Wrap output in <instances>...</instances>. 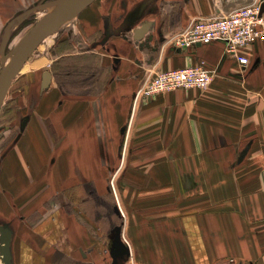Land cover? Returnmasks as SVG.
<instances>
[{
  "label": "crops",
  "instance_id": "obj_1",
  "mask_svg": "<svg viewBox=\"0 0 264 264\" xmlns=\"http://www.w3.org/2000/svg\"><path fill=\"white\" fill-rule=\"evenodd\" d=\"M37 1L10 0L1 11L11 20ZM250 1L94 0L75 17V50L65 55L82 68L35 102V119L1 159L0 224L12 238L8 250L0 234V264H82L105 250L102 233L115 217L107 224L92 210L82 222V202L68 195H108L114 204L109 179L121 162L127 190L116 192L136 264H264V40L241 49L247 65L223 41H169L196 16ZM200 61L215 70L208 88L158 93L135 108L148 68ZM131 192L137 199H126ZM53 195L62 207L37 218Z\"/></svg>",
  "mask_w": 264,
  "mask_h": 264
},
{
  "label": "rangeland",
  "instance_id": "obj_2",
  "mask_svg": "<svg viewBox=\"0 0 264 264\" xmlns=\"http://www.w3.org/2000/svg\"><path fill=\"white\" fill-rule=\"evenodd\" d=\"M9 2L10 0H0V40L7 25H4V22L9 19L6 17L8 12L5 9V12H2L1 8L8 6V4H10ZM37 3L38 1L35 3H29L27 4L28 6L13 11V14H11L10 17L12 18V16H16L25 10L26 7H31ZM44 13L45 11L43 10L34 12L28 18H26V20L23 21L18 28L14 30L7 47V51L10 50L20 40V38L35 25V23L44 15ZM74 20L75 18L68 22L61 30L48 36L39 45L37 50L26 62L23 70L11 84L3 105L0 108V163L2 157L6 155L9 146L15 144L17 140L23 137L29 121L31 122L35 119V102L43 98L46 91L53 89V87L57 88L56 85L65 87L67 75H73V73L76 72L77 67L82 68V61H76L78 58L77 55H65L66 53H71L75 50L72 45L74 36L72 32V25ZM87 56L89 58L86 60L87 63H94L91 62L92 59H90L93 57L88 54ZM80 59H82V55H80ZM44 71H50L53 75V78H55L52 84L46 88L43 87ZM74 85L75 82H73L72 88L75 87ZM116 164L117 167L119 166V170L121 167V172L119 171L120 173H118L116 177H111L109 179V185L111 186L112 194L114 195V193H116V201L114 204L111 202L109 199L110 196L108 195L105 197L99 196V198H97L93 197V195L90 193L87 195H82V199L81 197L76 199V196L73 194L68 195V198L71 202H82L84 208L83 211H85L84 217L82 215L84 212H82L81 208L77 209V211H79L77 212L79 214L78 218H80V221L82 222L87 221L90 223L89 219L92 217V215L90 216L89 214L92 212V210L93 213L96 214V218H99L101 221H105L106 223L108 222L109 214L111 217H115V227L112 228L111 226L109 227L106 225V229H108V227L110 229L108 232L105 231L102 233L104 234V238L107 239L105 242L108 247L105 250L100 251L98 248H94L92 253L89 255L91 258L88 260L85 259L86 261L82 264H136V259L131 255V252L129 251V243L124 236L123 226L125 213L121 208L117 195L120 189L123 191L126 189L125 186L127 179L123 177L122 172L125 166L124 162ZM136 184H138V182H136ZM128 191L130 192L129 188ZM132 193L133 192L126 194V199L129 200V197L132 196L136 197L137 199L138 196L136 194H138V192H136L135 195ZM87 196H90L91 198L93 197V202H88L85 200ZM52 198L53 199H49L50 201L47 200L44 203L43 209L35 211L37 218L43 219L52 217L58 211V208L62 207L63 204L59 202L58 195H55ZM73 203L71 204L69 202L67 208L69 211L72 210ZM4 218L6 219V222H9L6 217ZM92 223H95V221ZM100 226L99 228H101Z\"/></svg>",
  "mask_w": 264,
  "mask_h": 264
},
{
  "label": "built area",
  "instance_id": "obj_3",
  "mask_svg": "<svg viewBox=\"0 0 264 264\" xmlns=\"http://www.w3.org/2000/svg\"><path fill=\"white\" fill-rule=\"evenodd\" d=\"M257 40H264V0H251L221 15L196 16L187 27L169 37V41L179 48L223 41L226 43V52L244 65L250 60L241 53V49ZM214 75L215 70L206 61L169 70L151 66L135 93L134 106L136 108L142 99L173 89H206L211 85Z\"/></svg>",
  "mask_w": 264,
  "mask_h": 264
},
{
  "label": "water",
  "instance_id": "obj_4",
  "mask_svg": "<svg viewBox=\"0 0 264 264\" xmlns=\"http://www.w3.org/2000/svg\"><path fill=\"white\" fill-rule=\"evenodd\" d=\"M94 0H39L37 4L23 10L14 16L6 25L0 40V108L7 96L9 88L15 78L23 70L26 62L37 50L39 45L50 35L61 30L68 22ZM45 11L44 15L35 25L25 33L20 40L7 51L11 36L16 28L31 14L37 11ZM149 25L144 24L136 30V37H143L148 31ZM52 73L43 72V87L51 84ZM1 241L8 248L11 245L12 230L10 227L0 224ZM8 264H13L11 257Z\"/></svg>",
  "mask_w": 264,
  "mask_h": 264
}]
</instances>
